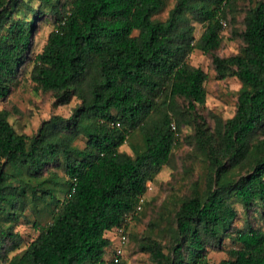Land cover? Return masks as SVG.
Instances as JSON below:
<instances>
[{"label":"trees","instance_id":"1","mask_svg":"<svg viewBox=\"0 0 264 264\" xmlns=\"http://www.w3.org/2000/svg\"><path fill=\"white\" fill-rule=\"evenodd\" d=\"M169 2L0 0V102L29 62L36 92L52 94L56 107L77 101L70 117L54 115L32 136L0 110V264H104L108 233L125 224L128 248L184 126L194 130L200 172L186 196L163 204L140 250L154 264H264V0L243 10L239 53L213 55L217 79L237 78L241 88L234 116L214 117L212 128L198 111L208 74L189 58L218 51L242 9L238 0H176L158 19ZM47 14L56 29L30 61ZM29 217L38 236L23 249L16 224ZM211 250L227 258L214 263Z\"/></svg>","mask_w":264,"mask_h":264},{"label":"rangeland","instance_id":"2","mask_svg":"<svg viewBox=\"0 0 264 264\" xmlns=\"http://www.w3.org/2000/svg\"><path fill=\"white\" fill-rule=\"evenodd\" d=\"M176 0H170L167 9L157 16L160 20H165L169 10L174 6ZM250 0H238V6L242 9L237 14V21L231 22L228 27L223 29V43L221 48L212 55H205L201 51H194L189 58L192 66L200 67L208 74V80L205 84L207 91V102L204 107H198V111L206 118L209 127L214 126L213 118L219 116L224 120L234 116L238 101V91L241 88V83L237 78L227 80H218L213 66V55L221 57H230L239 53L242 47V41L236 31L243 29V10L249 5ZM65 0H62V3ZM33 8H38L40 0H26ZM27 15V21L31 20L32 15ZM44 15L39 20L37 28L33 34V44L30 52V61L35 56L42 52L47 43V39L52 31L56 29L55 18ZM202 29L196 26V38L198 39ZM32 62H29L24 72L20 75L11 94L0 102V110L6 109L11 112L10 123L20 134L28 136L34 135L40 128L43 121L50 119L54 115H61L68 118L72 114V109L77 104L74 100L68 106H54L55 99L52 94H44L36 92L34 85L29 79ZM180 106L184 105L182 100L178 101ZM194 130L184 126L177 135L180 141L179 148L175 151V156L171 167H165L152 183L153 191L147 195V200L144 205V210L138 220L130 228V246L126 249L124 256V264H154L149 254L140 250L139 242L147 237L150 232V223L157 222L159 213L162 210L163 204L172 200L173 195L176 197H184L188 194V182L190 178L196 177L200 172L199 160L195 157L199 155V151L194 146V139L191 138ZM79 144H82L79 142ZM124 151L130 152L128 147L122 148ZM191 167L193 174L185 173L187 168ZM239 217H243V210L238 206ZM22 219L16 224V233H19L24 240L23 249L28 242L34 240L38 236V232L33 227L34 217ZM237 226H241V222L236 221ZM155 231V230H154ZM132 238H135L133 240ZM168 239V238H167ZM166 246L169 244L164 242ZM114 246V243L112 244ZM19 253L12 252L10 256ZM211 261L218 263L224 258H227L225 251H210Z\"/></svg>","mask_w":264,"mask_h":264},{"label":"built area","instance_id":"3","mask_svg":"<svg viewBox=\"0 0 264 264\" xmlns=\"http://www.w3.org/2000/svg\"><path fill=\"white\" fill-rule=\"evenodd\" d=\"M173 130H176V126L172 125ZM153 191L151 184H149L148 193ZM144 198L140 199L139 205L137 206V210H142V206L144 204ZM132 214L127 216V223L131 220ZM109 239L111 241V247L109 248L107 255L104 260V264H121L123 258L125 256V252L127 249V245L129 242L128 237V228L125 224L122 227L115 228L114 230L110 231ZM114 243V246L112 245Z\"/></svg>","mask_w":264,"mask_h":264}]
</instances>
